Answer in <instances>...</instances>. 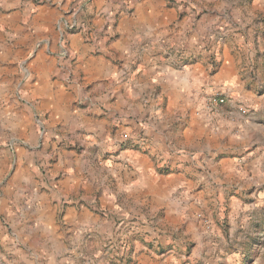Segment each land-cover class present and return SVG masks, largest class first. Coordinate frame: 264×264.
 I'll return each mask as SVG.
<instances>
[{
  "label": "clouds",
  "instance_id": "9594fccd",
  "mask_svg": "<svg viewBox=\"0 0 264 264\" xmlns=\"http://www.w3.org/2000/svg\"><path fill=\"white\" fill-rule=\"evenodd\" d=\"M0 264H264V0H0Z\"/></svg>",
  "mask_w": 264,
  "mask_h": 264
}]
</instances>
